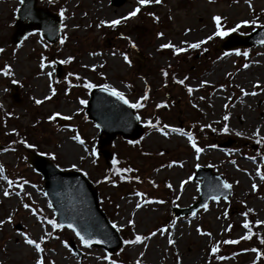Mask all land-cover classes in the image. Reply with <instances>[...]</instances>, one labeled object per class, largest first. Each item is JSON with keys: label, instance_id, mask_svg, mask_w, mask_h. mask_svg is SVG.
<instances>
[{"label": "rangeland", "instance_id": "1", "mask_svg": "<svg viewBox=\"0 0 264 264\" xmlns=\"http://www.w3.org/2000/svg\"><path fill=\"white\" fill-rule=\"evenodd\" d=\"M48 3L62 18L60 42L48 45L36 33L14 45L11 38L21 1L0 0V46L5 50L0 52V166L4 169L2 176L7 178H0V221H4L0 225V264H36L38 257L43 258L44 264H111V259L117 264H264L256 252L238 253L248 246L242 239L249 234L243 227L248 219L242 210L253 214L255 221L264 222V152L254 149L264 144V129L256 123L244 124V119L259 118L264 73L250 81L247 68L260 66L264 71V45L221 49L230 34L247 36L264 26V0H160L146 5L125 0L119 6L112 0H39L38 6L46 7ZM137 7L140 11L135 16L114 28L108 23L100 24L127 17ZM215 16L222 18V30L241 26L227 36H215ZM245 20L257 23L244 25L241 22ZM207 27L211 40L203 34L188 40L190 32ZM200 41L205 42L199 48L189 47ZM166 43L174 48L160 47ZM175 48L185 50L176 52ZM171 52L175 57L170 56ZM55 59L65 61L61 80L67 84L58 83ZM147 66L152 71L140 75ZM5 71L10 75H5ZM161 71L169 72V77L174 73L189 76L184 90L181 83L175 88L165 85L169 77ZM96 79L123 93L129 104H143L135 108L142 110L137 112L141 121L156 125L149 124L137 142L149 156L141 155L139 147L123 145L120 138L111 147L115 161L117 154L124 158L113 164L111 174H120V165L131 169L128 163L136 162L142 183L126 187L118 180L108 179L110 171L103 166L105 160L97 155L100 130L87 121L86 103H80L89 99L81 86L85 82L95 84ZM145 95L147 101L141 100ZM238 98L240 103H234L233 99ZM37 100L41 103L37 104ZM172 100L176 109L170 122L173 125L164 135L153 115L161 110L156 109L157 105L170 109L168 101ZM54 113L60 115L49 120ZM225 115L227 121L223 119ZM163 116L168 119L171 115ZM189 124L201 127L200 132H207L209 137L200 138L197 129L190 133L194 142L196 136L201 145L198 154L187 135L171 131H192ZM225 125L228 132L223 131ZM17 129L29 136L17 145L11 144ZM237 132L241 135L237 136ZM73 136H79L83 144ZM29 144L33 147L29 148ZM69 145L75 146L73 156L63 149ZM35 150L60 169L82 172L97 184L101 206L125 241L136 235L144 239L125 243L108 255L101 248L84 247L69 229L48 224L49 219H56L44 181L33 174L28 164L30 153ZM93 150L95 155L91 154ZM197 164L223 176L231 185L232 195L227 200L210 201L195 214L176 218L174 207L188 208L200 200L202 179L193 180ZM18 185H23L22 189ZM5 191L10 194L5 196ZM147 191L152 196L142 199L137 195L145 196ZM165 191L170 193L169 200ZM25 204L34 207L25 208ZM258 225L264 240V223ZM24 234L41 243L43 252L37 253L34 246L26 244ZM230 240L237 243H224ZM72 242L81 251V258L71 250ZM214 247L218 251L213 252Z\"/></svg>", "mask_w": 264, "mask_h": 264}, {"label": "water", "instance_id": "2", "mask_svg": "<svg viewBox=\"0 0 264 264\" xmlns=\"http://www.w3.org/2000/svg\"><path fill=\"white\" fill-rule=\"evenodd\" d=\"M17 11L15 32L12 43L19 45L26 36L39 32L49 44H56L61 38V18L51 12L48 7L37 6L38 0H21ZM125 0H113L117 6ZM264 45V27L255 30L247 38L230 35L222 44L224 50L236 47H253ZM58 63V74L61 76L62 64ZM18 88H16L17 90ZM15 102L16 96L14 95ZM123 101L103 91L100 87L92 89L87 102L86 115L88 119L101 129L98 154L103 155L110 164L114 160L110 147L121 136L124 140L135 142L141 138L145 128L135 113V109ZM29 164L42 175L45 181V192L53 207L57 222L67 227L72 224L76 231L81 232L86 239H91L92 247H101L108 254L116 253L124 245L120 233L113 227L100 206L99 191L94 183L78 171H63L48 158L32 152ZM203 178L200 184V200L188 208H174L176 217L196 213L211 200L228 199L232 189H224V178L214 174L210 168L198 167L194 180ZM218 197V199H213ZM70 229V228H69ZM72 230V229H71ZM73 231V230H72ZM96 241H102L97 243ZM83 244V243H82ZM83 246H86L83 244ZM75 253L81 255L72 242Z\"/></svg>", "mask_w": 264, "mask_h": 264}, {"label": "snow or ice", "instance_id": "3", "mask_svg": "<svg viewBox=\"0 0 264 264\" xmlns=\"http://www.w3.org/2000/svg\"><path fill=\"white\" fill-rule=\"evenodd\" d=\"M150 2L159 3L160 0H138V3H139L140 5H146V4L150 3ZM139 11H140V8L137 7L134 11L129 12L127 17H121L120 19L112 20V21H110V22L101 21L100 24L108 23V24H110L111 27L114 28V27H116L118 24H120L122 20H126V19L129 18V17H133V16H135ZM61 15H63V10H61ZM150 15H151V13H150ZM221 19H222V18H221L220 16H215V17H213V20L215 21V27H216V31L213 33V35H215V36H220V37L227 36L229 32H235V31H236L237 29H239L240 26H241L240 24H237L234 28L228 29V30H226V31H225V30H222ZM241 23L244 24V25H248V24H255V23H257V22H256L255 20H253V21L245 20V21H242ZM98 26H99V25H98ZM158 35H162V33H158ZM212 38H213L212 36L207 37L208 40H211ZM62 42H63V41H62ZM204 42H205V41H200V42H198V43H193V44H190L189 47H190V48H199L200 45H201L202 43H204ZM133 47H135L134 44H133ZM160 47H161V48H174V46L171 45L170 43L162 44V45H160ZM184 50H185V49H182V48H175V51H176V52H182V51H184ZM0 51H3V49H0ZM237 54H239V52H238ZM244 55H247V53H244ZM69 59H71V58H69ZM124 59L127 61V60H128V57L125 55V56H124ZM129 62H130V61H129ZM61 63H65V61H61ZM41 67H44V64H43V63H41ZM245 67H247V65H245ZM4 74H5V75H10V72L5 71ZM163 74H164L165 76H167V73H166V72H164ZM49 75H51V74L49 73ZM13 83H15V81H13ZM179 83L183 84L184 81H183V80H180ZM84 87H85V88H89V89H91V88L97 87V85L92 84V83H85V84H84ZM99 87H100L103 91L110 92L111 95H113V96H115L117 99L123 101L125 104H129V101L124 97L123 93L117 91L115 88H110L109 85H107V84L99 85ZM52 91H53V93H54L55 90L53 89ZM188 91H189V93H191L192 89L189 88ZM253 94H254V93H253ZM48 98H49V97H45V99H48ZM140 99H141V100H145V99H147V96H146V95H145V96H142ZM36 103L39 104V103H41V101L37 100ZM80 103H81V104H85V103H87V102L84 101V100H81ZM129 106L132 107V108H141V107H143V104H141L140 102H136V103H131ZM157 106L159 107V105H157ZM59 115H60V113H54L52 116H49L48 119H49V120H53V119H55V118H56L57 116H59ZM136 118H137L138 120L140 119L139 116H137ZM64 119H69V117H64ZM223 119H224L225 121H227V120H228V116L225 115V116L223 117ZM149 124H150V126H152V127H156V125H152L151 122H149ZM168 127H169L168 125H163V129H167ZM163 129H161V130H163ZM171 131H173V132H177V133H180L181 135H187L188 140H189V141H192V147L195 149L196 153L198 154V153H200V152L202 151V149L199 148V147L196 145V143L194 142L192 135H191L190 133H185V132H184V129H182V128H172ZM213 131H215V129H213ZM223 131H224V132H228V127H227V125L224 126ZM167 134H168V133L165 131V132H164V135H167ZM236 135L239 136V135H241V133L237 132ZM72 138H73L74 140H78L81 144H83V140H81L79 136H73ZM258 143H259V141H258ZM27 146H28L29 148L33 147V145H30V144L27 145ZM91 154H92V155H95V154H96V153H95V150H93ZM116 163H117V161L113 160V164H116ZM72 167L75 168L76 166L73 165ZM196 167H199V165L197 164ZM3 171H4L3 167L0 166V178L7 179L6 177H3V176H2ZM119 171H121V172H123V171H132V169H119ZM258 171H259V170H258ZM261 179H264V176H261ZM8 183H9V185H11V184H12V181H8ZM24 183H27V181H24ZM18 187H20V188L22 189L23 185H18ZM169 187H170V185H169ZM222 187H223L224 189H229V188H231V185H230L228 182L225 181V182L222 183ZM252 188L255 189V188H256V185L253 184V185H252ZM9 194H10V193L7 192V191L4 192V195H5V196H8ZM16 195H19V193H16ZM137 195H140V194L137 193ZM213 199H218V197H213ZM24 207H25V208H28L29 205H28V204H25ZM49 207H51V205H49ZM136 207L139 208L140 205L137 204ZM202 207L206 208L207 205H203ZM243 215H247V213H243ZM8 220H9V222L11 221V217H10V216L8 217ZM3 223H4V221H0V225H2ZM47 223L50 224L53 228H63V227H64L63 224H60V223H58L56 220H52V219H49V220L47 221ZM132 223H133V221L130 220V221H129V224H132ZM256 223H257V224H260V223H264V222H262V221H256ZM67 227L70 228V229H72V230L75 232V235H76L77 237H79L80 242L83 243L84 245H86V246H90V245L93 243V241H92L91 239H86L85 236L81 234V232L76 231V229L73 227L72 224H68ZM113 227L115 228V227H117V226H116L115 224H113ZM229 227H230V226H229ZM243 227H244L245 229H250V224H249V222H248V221H245L244 224H243ZM159 231H164V230L161 229V230H159ZM197 231H200V229H197ZM153 235H155V233H153ZM209 235H210V234H209ZM251 235H252V233H251V231H249V234L246 235V236H244V237H242V239H249V238L251 237ZM41 239H43V237H41ZM143 239H144V237H142V236H140V235H136L134 241H125V243H126V244H130V243H140ZM24 242H25L26 244H28V245L34 246L35 251H36L37 253H42V252H43V248L41 247V243L37 242V240H34V239H32V238H29L26 234H24ZM96 242H97V243H101L102 241H96ZM168 242H169L170 244H171V243H174V241H172V240H169ZM224 243H237V241H231V240H230V241H225ZM261 243H264V240H261ZM67 246H68V244L65 242V247H67ZM212 251H213V252H216V251H218V249L214 247V248L212 249ZM252 251H253V252H256V253H257V256L259 257L260 253L258 252L257 249H252ZM105 259H107V257H105ZM36 264H44L43 258H42V257H38L37 260H36ZM111 264H117V262H116L115 260H112V261H111Z\"/></svg>", "mask_w": 264, "mask_h": 264}, {"label": "trees", "instance_id": "4", "mask_svg": "<svg viewBox=\"0 0 264 264\" xmlns=\"http://www.w3.org/2000/svg\"><path fill=\"white\" fill-rule=\"evenodd\" d=\"M250 31L251 30H249L248 32H250ZM1 48H2V46H0V49ZM4 51H2V53H4ZM170 56L175 57V54L171 52L170 53ZM74 59H76V58H74ZM179 60H181V59H178V62H179ZM149 67L150 66L144 67L143 68L144 69V73H140V75L146 76V74L148 73V71L149 72L152 71V69L149 68ZM196 67H197V65H195V68ZM190 69H191V66H190ZM161 72H162V74L164 73V71H161ZM182 75H183V73H182ZM182 75H181V73H174L171 77H169L170 74L168 72L166 77H169V78H167L169 80V83H165V85L167 84V85H169V87L175 88L177 86V84H179V82L176 79H180L181 78V80L184 81V83L182 84L183 86H182L181 89L184 90L183 87H185L189 76H187L186 74H184L183 76ZM58 83L59 84H61V83L67 84L66 80H64V79L63 80H59ZM85 83H87V82H85ZM101 84L102 83H100L99 79H96L95 85L98 86V85H101ZM81 87H82L83 90H85V93H87L90 90L89 88H85L84 85H82ZM60 92H61V90H59V93ZM151 93H152V91H151ZM146 101H145V103H146ZM169 104H170V106H169L170 109H166L165 107L164 108H158V107L155 106L156 109H158V110L161 109V110L157 111L156 114L154 113L153 119L156 120L155 123L159 124L162 128H163V125H168L173 120V116H174V113H175V110H176L175 107H174L175 106V100H174L173 103H169ZM163 115H171V116H169L168 119H166ZM189 125H190V128H191L192 132H193L194 129H197L196 131H199L198 133H199L200 138L207 139L208 134H207V132H204L202 134L200 132V131H203V129L201 127L198 126V128H195L196 126H194L193 124L192 125L189 124ZM190 128H188V129H190ZM193 133H196V132H193ZM12 135H15V136H13V138L11 139V144L13 143V144H16L17 145L18 142L21 141V139H23L28 134H26L25 132H23L21 130H19V132H18V129H17V131L14 134H12ZM195 138H196V141L198 143V139H197L196 136H195ZM208 139H209V137H208ZM204 142H205V140H204ZM239 143L244 145L245 142L239 141ZM122 144L125 145V146H127V147H129V148L130 147H134V148L139 147L137 150H138V152L141 153V155L145 156L147 154L149 156V153L145 149L140 148L141 145L129 144L127 142H122ZM256 149L257 150L260 149L262 152H264V144H259V148H256ZM162 156H164V155H162ZM116 159H117V161H119V160H123L124 158L121 157L120 154H117V158ZM135 164H136V162L134 163V165ZM134 165L129 162L128 163V168H131L132 171H124V172H121L120 174H115V175H112L111 174V172L113 171V164H111V166H109V167H107L105 165H103V166L105 168L109 169V171H110V175H108L109 176L108 179L118 180V183L119 184L124 185L126 187H130V186H132V184L134 182H140V183L143 182V179H141V177H140V169H138ZM118 167H121V169H126L125 167H123L121 165L118 166ZM150 192L147 191L145 193V196H144L143 193H139V194L141 195L142 199H145L146 196H152V194ZM164 196L166 198H168V200L170 199V193L169 192L165 191ZM29 207H34V206L33 205H29ZM242 212L243 213H247L246 216H247L248 222L250 224V229H248V231H251V233H252V235H251V237L249 239H244L243 240V242L248 245V246H245V250L244 251H252L251 248L257 249L258 252L260 253V255H263L262 256V258H263L264 257V243H261V240H263V233L260 231V226L256 223L253 214L249 213L246 209L242 210ZM37 214L39 215V212H37ZM128 236H129V234H128ZM134 239L135 238L131 236L127 240L128 241H134Z\"/></svg>", "mask_w": 264, "mask_h": 264}, {"label": "bare ground", "instance_id": "5", "mask_svg": "<svg viewBox=\"0 0 264 264\" xmlns=\"http://www.w3.org/2000/svg\"><path fill=\"white\" fill-rule=\"evenodd\" d=\"M209 33H211L210 27L204 28V29L199 30V31L198 30L192 31L189 34L190 38L188 40H192L191 38H195L196 35H200V34H203V35H205V37H207L209 35ZM251 67L252 66L247 68L248 79L250 81H251V79L254 78L255 75L262 76V73H264L263 68L260 66H256L257 68H255V67L251 68ZM233 102L234 103H240V100H239V98L233 99ZM261 102H262V106L259 109V118L254 117V120H251L250 118L244 119V124H246V125L250 124L251 125L253 123H256L257 127L264 129V92H263V94H261ZM63 149L66 153H70L73 156L72 153L75 151V146L69 145L68 147H64Z\"/></svg>", "mask_w": 264, "mask_h": 264}]
</instances>
